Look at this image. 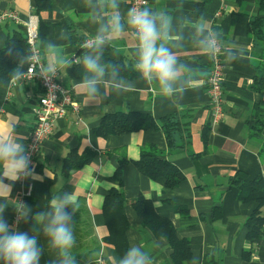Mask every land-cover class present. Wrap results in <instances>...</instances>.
Instances as JSON below:
<instances>
[{
    "label": "crops",
    "instance_id": "0c3cea01",
    "mask_svg": "<svg viewBox=\"0 0 264 264\" xmlns=\"http://www.w3.org/2000/svg\"><path fill=\"white\" fill-rule=\"evenodd\" d=\"M36 5L37 0H0V11L13 9L20 17V22L0 23V49L7 37L19 30L24 22L36 20L39 25L41 21L46 23L45 41L56 42L74 59L85 41L95 34L84 0H51V6L39 12ZM147 6L167 12L173 17L174 27L183 28L185 44L176 51L182 62L195 69L189 74L193 86L175 101L162 98L159 91L141 80L134 69L136 42L130 33L112 43L109 56L121 64L120 75L134 83L133 90L121 95L112 93L105 101L88 102L76 87L81 74L69 73L73 63L58 76L66 87L73 89L80 112L69 111L66 116L57 118L52 134L35 159L33 168L37 179L5 180L12 184L10 200L21 201L33 212H38L46 210L53 191H74L78 204L84 201L88 208L92 237L101 244L103 264H114L120 257L116 247L105 241L109 229L103 204L113 187L120 188L128 200L139 196L150 199L155 212L171 220L177 236L189 242L191 255L185 264H264V235L249 239L246 226L258 203L240 201L239 189L229 186L231 177L239 169L251 178L264 177V129L261 139L253 138L247 124L261 99V92L254 88L255 81L264 77V27L261 31L254 24L251 29L248 23L257 14L264 13L257 0H148ZM129 8L130 0H120L122 13ZM201 19L222 33L224 45L243 53L242 58L231 65L225 64L223 113L216 122L206 85L210 59L200 54L189 39L192 25ZM61 33L68 38L59 39ZM41 94L37 83L26 80L0 85V120L15 118L19 121L15 132L25 148L36 126L33 108ZM129 110L152 115L160 127L107 136L95 132L104 114ZM171 115L187 128L173 133L175 146L169 145L162 128L163 118ZM71 150H76L79 155L93 151L94 158L66 171L65 160ZM144 150H157L158 154L170 159L185 178L169 188L163 177L151 178L143 174L135 162ZM121 160L127 163L120 185L115 174ZM101 161L108 164L105 171L113 174L100 173L97 168ZM85 168L89 181L94 176L97 178L94 191L82 181ZM99 180L108 185L101 187ZM29 190L31 194L27 195ZM261 196L264 197V191ZM216 205L221 208L219 215L213 217ZM124 212L130 224L127 230L129 245H141L151 255L153 264H176L169 240L157 236L144 225L142 216L131 204L125 206ZM3 215L10 231L18 229L30 236L34 234V220L30 217L27 222L18 224L13 204L9 203ZM38 244L43 249L40 264H51L54 254L49 251L42 232ZM76 250L87 252L90 248L85 246ZM0 264L4 262L0 260Z\"/></svg>",
    "mask_w": 264,
    "mask_h": 264
},
{
    "label": "clouds",
    "instance_id": "9594fccd",
    "mask_svg": "<svg viewBox=\"0 0 264 264\" xmlns=\"http://www.w3.org/2000/svg\"><path fill=\"white\" fill-rule=\"evenodd\" d=\"M84 7L89 11L95 34L83 44L82 55L73 59L56 42L42 41L37 49L20 58L8 76L10 84H19L29 76H39L51 83L58 73L66 72L75 63L82 69L76 87L88 102L105 101L112 93L129 92L134 89V83L120 75L119 65L106 62L104 53L114 41L130 33L136 42L134 69L141 80L159 91L162 98L175 101L193 86L189 74L195 69L182 62L176 51L185 44L183 28L174 27L173 17L167 12L154 10L145 2L142 7H131L122 13L120 0H84ZM67 38L64 33L59 37L61 40ZM189 39L193 47L210 60L223 56L225 64L231 65L243 56L241 51L224 45L222 33L213 30L203 19L192 25ZM25 64L27 71L23 70ZM18 122L15 118L0 120V260L4 264H40L43 249L38 244V236L42 232L49 251L54 254L51 264H76L73 249L78 242L71 222L79 205L74 191H53L46 210L38 212H33L21 201L10 200L12 184L5 180L16 182L38 178L25 145L15 132ZM107 167L108 164L101 161L97 169L102 175L113 174L105 171ZM82 171L85 173L82 181L94 191L97 178L94 176L89 181L86 168ZM99 184L101 187L108 185L101 180ZM9 203L15 207L18 224L27 222L30 217L34 220L33 235L18 229L10 231L3 215ZM114 264H153V259L141 245L131 243Z\"/></svg>",
    "mask_w": 264,
    "mask_h": 264
},
{
    "label": "trees",
    "instance_id": "16d2710c",
    "mask_svg": "<svg viewBox=\"0 0 264 264\" xmlns=\"http://www.w3.org/2000/svg\"><path fill=\"white\" fill-rule=\"evenodd\" d=\"M238 1L241 2L243 0ZM257 2L260 11L264 13V0H257ZM50 6L51 0H37L36 11L39 12ZM248 24L251 29H253L252 25L255 24L262 31L264 27V14H257L254 18L250 19ZM39 32L41 44L46 38L45 22L41 21ZM25 45L26 33L24 26H21L19 30L7 37L4 46L0 49V85L9 83L8 76L17 67L22 54L25 52ZM110 49L111 46L106 48L104 60L119 65L120 71H122L121 64L110 58ZM82 53L83 49L81 47L76 56L79 57ZM69 73L80 75L82 73L81 66L74 63L69 69ZM260 78L255 81L254 88L261 92V99L256 103L253 115L247 120L249 135L257 139H261L264 129V77ZM159 127L158 122L152 115L129 110L104 114L95 132L98 135L107 136L109 134H124ZM162 128L170 146H175L173 133L176 130H187L174 115L163 118ZM94 154L93 151H90L79 155L76 150H71L65 160V170L68 171L91 161L94 158ZM126 163L125 160H121L115 174L120 185L123 183V168ZM135 164L143 174L151 178L163 177L166 186L169 188L177 186L185 178L184 173L170 159L158 154L157 150H144ZM229 186L239 189L238 197L240 201H255L258 203L257 208L246 221L248 238L253 239L264 235V197L261 196V192L264 191V177L259 175L251 178L246 171L239 169L231 177ZM127 204H131L137 213L142 216L144 225L149 226L157 236H164L169 240L174 249L172 257L175 263L185 264L191 255L189 242L177 236L171 220L157 214L150 199L139 196L133 200H128L118 187L111 188L104 199L103 212L109 229V234L105 238V241L113 244L120 256L129 247L127 230L130 224L124 212ZM78 205V212L73 215L71 222L73 231L77 236L78 243L76 248L87 246L90 250L81 252L74 248L73 252L76 254V264H100L102 260L100 256L101 244L92 237L93 226L88 208L84 201ZM220 208V205H216L213 217L219 215Z\"/></svg>",
    "mask_w": 264,
    "mask_h": 264
},
{
    "label": "built area",
    "instance_id": "2783aa9c",
    "mask_svg": "<svg viewBox=\"0 0 264 264\" xmlns=\"http://www.w3.org/2000/svg\"><path fill=\"white\" fill-rule=\"evenodd\" d=\"M145 2L148 4V0H130V5L131 7H142ZM9 20L20 22L19 14L13 9L0 11V23ZM23 26L26 33L25 52L23 53L25 56L40 46V32L39 23L36 20L26 21ZM30 45L33 48L30 49ZM27 69L28 65L25 64L24 71H27ZM224 74L225 62L223 56H219L215 60H210V69L206 78V85L210 95L214 122L218 121L223 113ZM58 75L59 73L52 79L51 83L45 82L39 76H34L33 78L29 76L25 79L29 83H37L42 91L37 106L33 108V114L36 117V126L29 136L26 148L32 167L35 165V159L39 155L45 140L52 134L57 118L66 116L69 111H73L76 114L80 112V103L73 89L66 87ZM30 194L31 190L28 191L27 195ZM100 264H103L102 260Z\"/></svg>",
    "mask_w": 264,
    "mask_h": 264
}]
</instances>
